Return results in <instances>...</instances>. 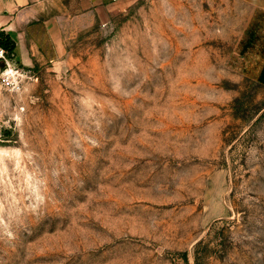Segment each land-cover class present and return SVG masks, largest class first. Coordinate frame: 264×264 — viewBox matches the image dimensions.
I'll return each instance as SVG.
<instances>
[{
  "label": "rangeland",
  "instance_id": "1",
  "mask_svg": "<svg viewBox=\"0 0 264 264\" xmlns=\"http://www.w3.org/2000/svg\"><path fill=\"white\" fill-rule=\"evenodd\" d=\"M62 41L0 46V264H264V0H111Z\"/></svg>",
  "mask_w": 264,
  "mask_h": 264
},
{
  "label": "crops",
  "instance_id": "2",
  "mask_svg": "<svg viewBox=\"0 0 264 264\" xmlns=\"http://www.w3.org/2000/svg\"><path fill=\"white\" fill-rule=\"evenodd\" d=\"M111 0H0V34L6 52L25 68L55 62L63 54V31L69 23L97 13ZM264 84V62L257 74Z\"/></svg>",
  "mask_w": 264,
  "mask_h": 264
},
{
  "label": "built area",
  "instance_id": "3",
  "mask_svg": "<svg viewBox=\"0 0 264 264\" xmlns=\"http://www.w3.org/2000/svg\"><path fill=\"white\" fill-rule=\"evenodd\" d=\"M0 86L11 92L21 89L22 73L17 65L7 58V53L0 47Z\"/></svg>",
  "mask_w": 264,
  "mask_h": 264
},
{
  "label": "trees",
  "instance_id": "4",
  "mask_svg": "<svg viewBox=\"0 0 264 264\" xmlns=\"http://www.w3.org/2000/svg\"><path fill=\"white\" fill-rule=\"evenodd\" d=\"M0 35H1V34H0ZM0 46L3 47L4 49L6 48L5 43L0 42Z\"/></svg>",
  "mask_w": 264,
  "mask_h": 264
}]
</instances>
